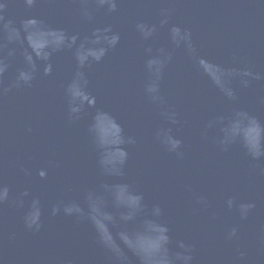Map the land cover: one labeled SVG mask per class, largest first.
Returning <instances> with one entry per match:
<instances>
[{"label": "water", "instance_id": "1", "mask_svg": "<svg viewBox=\"0 0 264 264\" xmlns=\"http://www.w3.org/2000/svg\"><path fill=\"white\" fill-rule=\"evenodd\" d=\"M0 61V264H264V0H0Z\"/></svg>", "mask_w": 264, "mask_h": 264}, {"label": "clouds", "instance_id": "2", "mask_svg": "<svg viewBox=\"0 0 264 264\" xmlns=\"http://www.w3.org/2000/svg\"><path fill=\"white\" fill-rule=\"evenodd\" d=\"M33 2V0H27V3L29 5H31ZM11 55V53H10ZM7 67V65H5L2 61H0V74H3V72L5 71V68ZM51 72V67L49 65V67L45 70V74H49ZM25 82H27L29 79H30V76L29 77H25ZM43 175V173L41 174ZM5 192L7 193V189H5ZM27 193H24V195H26ZM231 205V201H229V206ZM252 207V205H246V208H250ZM56 209H53V212L55 213ZM66 211H71V209H66ZM35 222V219L33 218H30L29 219V227H31V224ZM235 234V229L232 230V233L231 235H234ZM103 239L107 240L106 238L103 237ZM185 259H190V257H186Z\"/></svg>", "mask_w": 264, "mask_h": 264}]
</instances>
